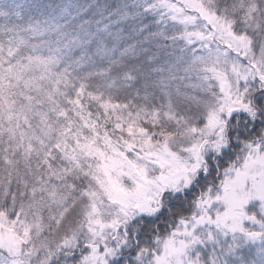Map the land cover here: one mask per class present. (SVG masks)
Segmentation results:
<instances>
[{
    "label": "snow or ice",
    "instance_id": "obj_1",
    "mask_svg": "<svg viewBox=\"0 0 264 264\" xmlns=\"http://www.w3.org/2000/svg\"><path fill=\"white\" fill-rule=\"evenodd\" d=\"M0 264H264V0H0Z\"/></svg>",
    "mask_w": 264,
    "mask_h": 264
},
{
    "label": "trees",
    "instance_id": "obj_2",
    "mask_svg": "<svg viewBox=\"0 0 264 264\" xmlns=\"http://www.w3.org/2000/svg\"><path fill=\"white\" fill-rule=\"evenodd\" d=\"M81 2H83V0H81ZM92 2H95V0H92ZM134 42V41H133Z\"/></svg>",
    "mask_w": 264,
    "mask_h": 264
}]
</instances>
